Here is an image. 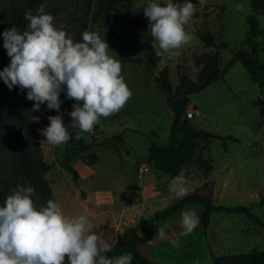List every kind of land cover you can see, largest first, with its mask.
Segmentation results:
<instances>
[{"label":"rangeland","instance_id":"1","mask_svg":"<svg viewBox=\"0 0 264 264\" xmlns=\"http://www.w3.org/2000/svg\"><path fill=\"white\" fill-rule=\"evenodd\" d=\"M118 2L137 8L144 0ZM19 3L20 0H0L1 33L7 29L11 11ZM43 4L53 15L54 24L73 40L81 39L85 30L96 31L105 38L109 55L121 61V74L131 96L119 111L100 117L99 128L94 126L91 132L81 134L91 144L90 152L98 154L99 161L94 165L80 159L73 161L79 173L74 179L61 165L65 159L64 145H48L38 131L49 124L47 117L57 112L48 110L46 105L33 111L34 101L27 99L26 93L20 101L14 90L6 87L0 91L4 114L9 116L0 127V165L11 168L26 141V120L38 116L39 122L33 121L38 138L37 146L33 145L34 157L52 166L45 177L54 200L68 215L86 211L95 231L114 244L127 237L142 216L179 200L168 191L173 177L149 162L150 140L167 144L170 139L173 112L156 79L157 68L149 65L138 40L130 32H119L114 18L104 14L96 0H44ZM193 4L194 15L185 26L191 35L187 44L165 54L153 41L159 71L165 68L169 72L174 92L182 75L197 79L207 56L219 50L223 67L239 49H249L244 44L247 17L252 13L249 0H205L204 4L193 0ZM237 4L242 6L240 10ZM258 19L256 41L263 45L264 15ZM207 32L215 36L219 46L203 43L202 35ZM260 59L264 63V52ZM59 98L67 131L79 133L67 114L75 101L66 99L64 93ZM189 99L187 116L191 125L237 140L213 139L206 143L197 139L194 154L179 175L186 181L187 194L203 193L216 205L251 206L261 223L242 214L221 211L214 213L205 227L200 219L202 206L192 204L184 209L194 208L200 223L191 234H181L180 212L149 223L140 232L138 248L155 264H215L214 256L264 250V84L254 81L246 65L237 61L223 79L213 81ZM120 133L124 141L118 143L119 155L117 149L105 147L102 141ZM142 166L149 170L141 173ZM34 200L38 204L36 197ZM158 225L166 226L163 238L158 234Z\"/></svg>","mask_w":264,"mask_h":264},{"label":"clouds","instance_id":"2","mask_svg":"<svg viewBox=\"0 0 264 264\" xmlns=\"http://www.w3.org/2000/svg\"><path fill=\"white\" fill-rule=\"evenodd\" d=\"M236 7L240 10L242 6ZM136 9H142L148 18V30L163 53L172 54L191 40L185 26L195 12L193 0H144ZM24 19L23 31L12 25L2 33L10 60L0 70V80L10 90L14 86L27 89L26 98L34 101L33 111L46 105L57 112L47 117V126L38 129L50 146L64 145L72 138L60 114L59 97L64 93L66 99H73L67 114L72 126L79 129L75 136L79 140L82 133L100 123V117L119 111L131 96L121 74V61L109 55L107 41L96 31L85 30L74 41L54 24L43 3L35 14L26 11ZM39 119L32 117L34 122ZM168 191L183 198L187 194L185 179L173 177ZM34 197V187L17 184L0 203V264H132L130 252L107 255L113 245L95 231L86 211L68 215L54 199L37 204ZM199 223L194 208L181 211L182 235L191 234ZM158 234L165 237L166 226L158 225Z\"/></svg>","mask_w":264,"mask_h":264},{"label":"trees","instance_id":"3","mask_svg":"<svg viewBox=\"0 0 264 264\" xmlns=\"http://www.w3.org/2000/svg\"><path fill=\"white\" fill-rule=\"evenodd\" d=\"M249 1L252 13L247 17L248 30L244 39V44L249 49H239L236 56L223 67L219 50L207 56L197 79L192 80L187 75H182L175 92L169 78V72L165 68L157 72L156 79L166 102L173 112V124L167 144L154 139L150 140L149 162L164 174L167 173L171 177L180 175L181 170L194 154L198 138L204 139L206 143L213 139L237 140L234 136H222L205 129L195 128L189 122L187 108L192 94L204 90L213 81L223 79L228 68L237 61H241L246 65L250 77L254 81L259 82L260 85L264 84V63L260 59L261 54L264 52V44L261 45L256 41L260 27L258 16L264 15V0ZM43 2L44 0H20V3L11 11L7 28L15 25L23 31L27 25V21L24 19L25 12L31 10L35 14L36 9ZM96 5L104 14L114 18L119 32H130L134 35L145 51L149 65L156 69L158 67V56L153 45L154 39L148 30V18L144 16L143 10L136 9L129 4H120L118 0H96ZM77 40L80 39L76 37L74 41ZM202 41L207 46H219L215 36L208 32L202 35ZM9 60L6 49L3 47V37L0 30V70L9 63ZM6 87L4 82L0 80V91L6 89ZM13 90L16 97L21 101L24 93H26L24 88L14 86ZM2 97L0 92V127L6 124L9 117L4 114L5 108ZM99 125H96V128H99ZM26 127V141L22 150L12 161L11 168L0 165V203L4 201L11 189L17 184L25 183L34 187L38 204L45 203L49 198L54 199L50 182L45 177L52 166L45 160L34 157L33 150L34 146L38 144V138L35 134L33 120H26ZM77 133V131L69 132L72 138L64 144L65 159L61 162L62 167L69 171L74 179L78 178L79 173L73 166V161L80 159L87 165H94L99 161L98 154L90 152L91 144H88L82 135L79 140L75 139ZM122 134L104 139L102 141L103 145L114 147L120 155L118 143L124 141ZM197 203L203 208L200 219L205 227L209 225L212 215L221 211L228 214H242L256 223H261V219L253 212L251 206L243 204L216 205L208 195L199 192L188 193L164 209L142 216L135 227L133 226L130 229L127 237L112 244V251L107 255L111 258L123 252H130L132 254V264H155L145 257L138 248L141 230L149 223L166 220L180 213L186 206ZM213 259L215 264H264V250L214 256Z\"/></svg>","mask_w":264,"mask_h":264},{"label":"built area","instance_id":"4","mask_svg":"<svg viewBox=\"0 0 264 264\" xmlns=\"http://www.w3.org/2000/svg\"><path fill=\"white\" fill-rule=\"evenodd\" d=\"M140 170H141V173H143V172L148 171L149 169L146 166H142Z\"/></svg>","mask_w":264,"mask_h":264},{"label":"water","instance_id":"5","mask_svg":"<svg viewBox=\"0 0 264 264\" xmlns=\"http://www.w3.org/2000/svg\"><path fill=\"white\" fill-rule=\"evenodd\" d=\"M157 71H159V67H157V69H156Z\"/></svg>","mask_w":264,"mask_h":264}]
</instances>
